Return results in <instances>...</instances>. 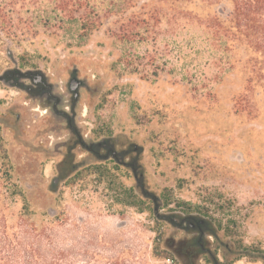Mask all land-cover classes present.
I'll return each instance as SVG.
<instances>
[{
	"label": "rangeland",
	"instance_id": "1",
	"mask_svg": "<svg viewBox=\"0 0 264 264\" xmlns=\"http://www.w3.org/2000/svg\"><path fill=\"white\" fill-rule=\"evenodd\" d=\"M48 3L0 0V220L19 221L16 186L38 231L28 249L43 236L51 264H264V88L243 50L220 63L201 24L230 4L180 1L183 18L132 52L157 60L143 77L115 69L117 18L77 46L37 29ZM131 189L142 207L117 201ZM191 218L207 222L199 245Z\"/></svg>",
	"mask_w": 264,
	"mask_h": 264
},
{
	"label": "trees",
	"instance_id": "2",
	"mask_svg": "<svg viewBox=\"0 0 264 264\" xmlns=\"http://www.w3.org/2000/svg\"><path fill=\"white\" fill-rule=\"evenodd\" d=\"M180 1L182 0H49L50 10L44 12L42 26L37 29H45L55 36L63 34L73 45L82 46L106 20L117 18L119 27L115 35L123 47L124 54L117 61L115 69L119 75L142 74L141 69L146 70L149 65H156L157 60L149 55L147 58H152L149 62L144 61V58L142 59L144 62H138L132 52H135L134 49L147 46L150 40L155 39L157 25L163 22L175 24L183 18L180 16L181 13L175 10ZM202 1L212 5H220L223 1L230 4L229 12L220 9L201 23L208 34V47L220 55L221 64L226 62L229 65L231 58L239 50L250 55L248 61L254 64L249 88H252L253 83L264 88V0ZM149 75L150 70L142 74L143 77ZM0 157L6 167V175L10 178V158L1 134ZM94 169L90 175L104 177L103 173L106 171L104 167L96 166ZM89 172L85 170L84 174L88 176ZM79 175L81 174L71 180V185L79 180ZM13 189L11 197L20 198L22 209L17 223H12L6 218L0 220V264H51L42 256L43 236L36 234L39 249L29 251L27 239L32 236V232L38 231L30 222L33 213L26 197L16 186H13ZM118 197L117 201L127 206L142 207V197L136 194L134 189L127 190L126 194H120ZM38 252L39 257H36ZM164 253L167 255L161 257H170L169 253Z\"/></svg>",
	"mask_w": 264,
	"mask_h": 264
},
{
	"label": "flooded vegetation",
	"instance_id": "3",
	"mask_svg": "<svg viewBox=\"0 0 264 264\" xmlns=\"http://www.w3.org/2000/svg\"><path fill=\"white\" fill-rule=\"evenodd\" d=\"M33 79H34V84H35V90L38 91L40 94L39 96L42 97V98H46L48 100H51V87L48 85L46 79L40 75L38 76H33ZM76 78L73 79L74 82L71 83V91L75 94V97L76 95H79L78 94V90L79 88H81V86L79 85V83H77L76 81ZM78 86V87H77ZM77 88V89H75ZM33 87L30 88V91L32 92L33 91ZM78 98V96L76 97ZM67 116V115H65ZM115 152L113 153V155L115 156ZM188 223H189V228L191 230H195L197 231V234H198V239L193 241L192 243L194 245H199V243L201 244V241L203 239V237L207 234V230L205 229L206 228V225H207V222L204 221V220H198L197 218H191V219H188L187 220ZM186 223H184V226H185Z\"/></svg>",
	"mask_w": 264,
	"mask_h": 264
},
{
	"label": "water",
	"instance_id": "4",
	"mask_svg": "<svg viewBox=\"0 0 264 264\" xmlns=\"http://www.w3.org/2000/svg\"><path fill=\"white\" fill-rule=\"evenodd\" d=\"M78 95H76V97H77Z\"/></svg>",
	"mask_w": 264,
	"mask_h": 264
}]
</instances>
